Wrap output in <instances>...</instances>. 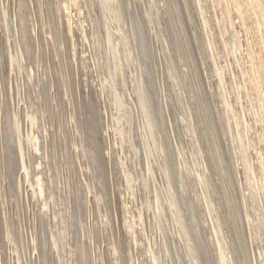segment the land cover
<instances>
[{"label": "bare ground", "instance_id": "bare-ground-1", "mask_svg": "<svg viewBox=\"0 0 264 264\" xmlns=\"http://www.w3.org/2000/svg\"><path fill=\"white\" fill-rule=\"evenodd\" d=\"M263 145L264 0H0V264H264Z\"/></svg>", "mask_w": 264, "mask_h": 264}, {"label": "rangeland", "instance_id": "rangeland-1", "mask_svg": "<svg viewBox=\"0 0 264 264\" xmlns=\"http://www.w3.org/2000/svg\"><path fill=\"white\" fill-rule=\"evenodd\" d=\"M238 28L241 30V33H244V30H245L244 28H241L240 26H239ZM248 30H249V29H248ZM253 30H255L256 32H255V31L253 32ZM250 31H251V32H250ZM250 31H249L248 34H247V35H248L247 37H249L248 39H251V38L254 36V35H253L254 33H255V35H256V36H254V37H255V38L258 37V36H257V35H259V33H257L258 30L252 28ZM246 32H247V31H246ZM249 33H250V34H249ZM256 33H257V34H256ZM250 37H251V38H250ZM254 37H253V39H255ZM248 60H249V59H248ZM255 60L257 61V59H254V58L251 59V61H253V63L256 62ZM249 63H250V61H249ZM242 99H243V101L245 100V98H242ZM253 135H254V134H253ZM255 135H256V134H255ZM262 143H263V142H261V144H262ZM263 148H264V145H263Z\"/></svg>", "mask_w": 264, "mask_h": 264}]
</instances>
